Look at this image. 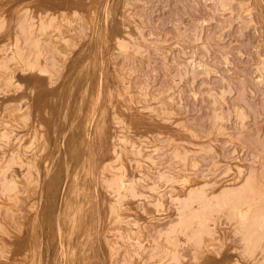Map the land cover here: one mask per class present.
Masks as SVG:
<instances>
[{
	"label": "rangeland",
	"instance_id": "obj_1",
	"mask_svg": "<svg viewBox=\"0 0 264 264\" xmlns=\"http://www.w3.org/2000/svg\"><path fill=\"white\" fill-rule=\"evenodd\" d=\"M262 218L264 0H0V264H264Z\"/></svg>",
	"mask_w": 264,
	"mask_h": 264
},
{
	"label": "bare ground",
	"instance_id": "obj_2",
	"mask_svg": "<svg viewBox=\"0 0 264 264\" xmlns=\"http://www.w3.org/2000/svg\"><path fill=\"white\" fill-rule=\"evenodd\" d=\"M106 20V19H105ZM134 43V42H133ZM115 88V87H114ZM88 92V91H87ZM92 96L90 95V98H91ZM93 98V97H92ZM98 98V97H97ZM103 103H104V101H103ZM89 107V106H88ZM90 109V108H89ZM89 113V112H88ZM90 113H91V111H90ZM88 115H90V114H88ZM88 115H87V117H86V119H85V121L86 120H88V119H90V118H88ZM93 117V116H92ZM84 121V120H83ZM89 121V120H88ZM87 121V122H88ZM91 121V120H90ZM85 123V122H84ZM88 124V123H87ZM90 125V124H89ZM86 126V125H85ZM89 132V131H88ZM85 138V137H84ZM87 145V144H86ZM89 163V162H88ZM72 184H73V182H71ZM72 184H69V185H71V187H72ZM76 186V185H75ZM75 186H73V187H75ZM70 187V186H69ZM71 187H70V190H69V188L64 192V195H63V202H62V205L60 206L61 208H60V210L59 211H61V214L59 213V215L61 216V219H60V221L62 222V219H64L63 220V224L62 225H64V222L66 223L67 222V227H68V229H67V227H66V229H67V231L69 230V229H71L72 231L71 232H73V230L75 229V228H78V226H79V230H81V232H80V234H81V236L84 234V235H86V234H88V229H89V227H86V225H85V222H84V220H79V219H77V216H76V210H75V208H74V206H73V204H74V199L73 198H71L70 197V195H72L73 196V192L71 191V190H75V188H73V189H71ZM79 188V187H78ZM70 191V192H69ZM72 192V193H71ZM254 192V191H253ZM240 194V193H239ZM203 196V195H202ZM74 197V196H73ZM78 197H79V195H78ZM224 198V197H223ZM242 198V197H241ZM72 199H73V201H72ZM78 200V199H77ZM231 201H232V199H230ZM238 201V200H237ZM79 202V201H78ZM203 203V202H202ZM222 203V202H221ZM82 204V203H81ZM201 204V203H200ZM199 204V205H200ZM79 206V205H78ZM180 206V205H179ZM77 208H79V207H77ZM83 208V207H82ZM200 208V207H199ZM81 209V208H80ZM80 209L78 210V212L80 211ZM81 213V212H80ZM89 213V212H88ZM79 216H81V215H79ZM59 217V216H58ZM86 217V216H85ZM253 217V216H252ZM70 219V220H69ZM84 219V218H83ZM263 219V218H262ZM182 220V219H181ZM264 220V219H263ZM59 221V220H58ZM79 223V225L76 227V224H78ZM259 222V221H258ZM90 223V222H89ZM71 226H70V225ZM70 226V228H69V226ZM178 225V224H177ZM255 225V224H254ZM261 225V224H260ZM263 225H264V223H263ZM89 226V225H88ZM60 227V226H59ZM58 227V228H59ZM65 227V226H64ZM249 227V226H248ZM88 228V229H87ZM176 228V227H175ZM256 228V227H255ZM62 229H63V227H62ZM62 231H64V230H61V233H63ZM246 231H247V229H246ZM209 232V231H208ZM61 233H59L58 232V234H61ZM68 234L70 233V231L69 232H67ZM90 233V232H89ZM70 234H72V233H70ZM69 234V235H70ZM245 234V233H244ZM63 235V234H62ZM61 235V236H62ZM201 235V234H200ZM60 236V235H59ZM64 236V235H63ZM90 236V235H89ZM74 237V236H73ZM69 238V237H68ZM82 238V237H81ZM84 239V238H83ZM63 240V239H62ZM84 241V240H83ZM72 242V241H71ZM67 244H66V247H67V245H68V247H69V250H68V248H67V250H65V251H63L62 249L64 248V249H66L65 248V246H64V244L62 245L63 246V248L61 249V247H60V249L63 251H60L59 253H60V255H61V258H63L64 260L62 261V264H74V261H73V259L75 260V258L76 259H78L77 257H74V255L76 256V253H75V250H77V247L78 246H73L72 248L74 249V248H76L74 251H72V249L70 250V248H71V246H69L70 244H68V243H70V241L69 242H66ZM77 244V243H76ZM83 244V243H82ZM254 244V243H253ZM60 245V244H59ZM78 245V244H77ZM81 245V244H80ZM88 245V244H87ZM246 247V246H245ZM86 249V248H85ZM263 249V248H262ZM85 251V250H84ZM256 251V250H255ZM79 252V251H78ZM86 252V251H85ZM80 253V252H79ZM80 255H81V253H80ZM60 257V256H59ZM82 259V258H81ZM56 260V259H55ZM62 260V259H61ZM57 262H59V264H61L60 263V260L58 261V260H56ZM76 263H78L77 261H76Z\"/></svg>",
	"mask_w": 264,
	"mask_h": 264
}]
</instances>
